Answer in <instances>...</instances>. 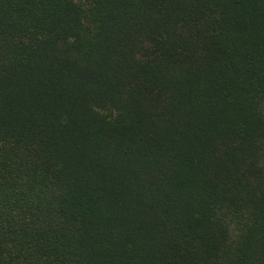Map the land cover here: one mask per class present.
I'll use <instances>...</instances> for the list:
<instances>
[{
	"label": "trees",
	"instance_id": "1",
	"mask_svg": "<svg viewBox=\"0 0 264 264\" xmlns=\"http://www.w3.org/2000/svg\"><path fill=\"white\" fill-rule=\"evenodd\" d=\"M0 264H264V0H0Z\"/></svg>",
	"mask_w": 264,
	"mask_h": 264
},
{
	"label": "rangeland",
	"instance_id": "2",
	"mask_svg": "<svg viewBox=\"0 0 264 264\" xmlns=\"http://www.w3.org/2000/svg\"><path fill=\"white\" fill-rule=\"evenodd\" d=\"M76 1H81V0H76Z\"/></svg>",
	"mask_w": 264,
	"mask_h": 264
}]
</instances>
